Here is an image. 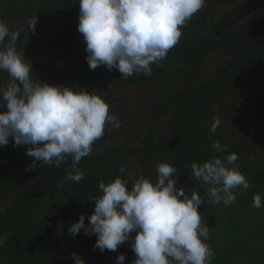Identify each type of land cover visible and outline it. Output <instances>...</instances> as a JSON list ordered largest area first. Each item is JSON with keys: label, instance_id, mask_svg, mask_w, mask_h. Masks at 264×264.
Here are the masks:
<instances>
[{"label": "trees", "instance_id": "1", "mask_svg": "<svg viewBox=\"0 0 264 264\" xmlns=\"http://www.w3.org/2000/svg\"><path fill=\"white\" fill-rule=\"evenodd\" d=\"M236 1L207 0L206 6L181 29L179 43L163 63L152 65L151 76L137 73L119 80L113 69V87L104 96L101 66L90 70L85 59L86 45L78 32V0H0V21L10 31L20 30L18 51H24L30 61L48 58L32 63L33 80L100 95L121 122L118 129L106 125L93 152L82 158L78 167L85 175L78 184L64 179L74 172L70 157L58 168L38 162L34 169L26 170L34 159L26 155L29 146L13 147L11 140L6 147L0 146V235L7 236L0 246V264H75L72 253L85 264H116L120 254L126 256L124 264H132L136 256L129 242L116 251L101 252L93 247L97 239L94 235H85L81 230L73 237L68 227L81 214L85 215V224L89 223L87 217L94 210V203L90 202L101 195L100 182L107 184L119 177L127 179L131 187L143 175L155 183L161 162L175 166L173 178L177 179V187L186 194L196 188L204 205L202 195L207 196L206 188L193 177L191 164L234 152L239 157L235 165L250 186L258 188L252 189V195H264V157L245 164L254 150L264 147V125L248 120L224 138L220 132L227 115H221L215 107L218 98L234 89L237 96L257 94L255 107L264 116V36L256 39L264 31V14L255 15L264 7V0H244L235 5ZM224 4L234 6L209 22L214 10ZM35 16L33 32L27 29V23ZM215 53L223 55L226 62L193 86L192 82L199 78L198 68ZM56 60L66 62L62 72L56 78L41 79L40 74L54 68ZM70 61L72 64H68ZM9 80L7 73L0 72V87H6ZM150 85L158 89L134 94ZM117 92L122 101L113 98ZM217 117L221 124L213 133L210 128ZM216 141L227 145L224 153L211 148ZM121 166H126L123 174L119 172ZM199 211L206 214L207 208ZM130 235L135 236V232Z\"/></svg>", "mask_w": 264, "mask_h": 264}, {"label": "clouds", "instance_id": "2", "mask_svg": "<svg viewBox=\"0 0 264 264\" xmlns=\"http://www.w3.org/2000/svg\"><path fill=\"white\" fill-rule=\"evenodd\" d=\"M207 0H78V32L86 45L85 59L90 70L105 66L121 73L122 79L134 74L152 75V65L159 66L168 52L179 43L182 28L203 9ZM36 16L27 23L35 31ZM20 30H11L0 21V72L10 78L0 87V146L10 140L13 147H27L26 155L34 158L26 170L37 163L60 167L71 158L74 172L65 181L79 183L84 172L78 167L93 152L94 143L103 137L106 125L120 128L121 122L110 112L100 96L71 86H52L32 78V62L17 49ZM221 120L217 117L210 131L215 133ZM211 148L224 153L227 145L213 142ZM238 154L211 157L191 164L193 177L205 186L207 200L213 205L231 206L235 189L244 194L250 184L235 162ZM126 166L119 172L125 173ZM177 169L167 162L159 163L155 183L140 175L129 187L119 177L103 181L101 195L93 198V213L81 214L68 227L75 237L83 230L97 239L94 249L116 251L126 241L136 259L132 264H213L214 250L205 242L209 227L202 222L203 203L197 192L186 194L174 179ZM63 186V185H61ZM252 207H264L260 194H254ZM135 232V236L130 234ZM7 240L0 235V246ZM75 264H85L76 253ZM120 254L116 264H124Z\"/></svg>", "mask_w": 264, "mask_h": 264}, {"label": "rangeland", "instance_id": "3", "mask_svg": "<svg viewBox=\"0 0 264 264\" xmlns=\"http://www.w3.org/2000/svg\"><path fill=\"white\" fill-rule=\"evenodd\" d=\"M243 1L237 0L234 4L237 5ZM234 4H224L216 8L208 21L212 22L218 19L230 10ZM263 14L264 7L255 13L257 16ZM262 36H264V31L256 39ZM225 62L226 58L223 55L220 53L213 54L198 68L199 78L192 82L193 86H198L203 80L209 78ZM114 72L115 77L121 76L118 70ZM156 89L158 88L151 85L143 86L134 94L149 93ZM236 94L234 89H228L225 95L215 101L216 111L221 115H227L225 127L220 132L224 138L232 135L248 120L253 121L255 124L264 125V116L255 107L258 99L257 94H251L250 96H237ZM122 95L126 97L129 94L122 93ZM116 97L122 101L120 92H117L113 98ZM250 108L252 111H250ZM116 116L118 117V114ZM163 127H166V125L164 124ZM263 157L264 147L261 145L246 159L245 164L253 158L260 161ZM252 189L257 190L258 188L250 186L244 194H241L240 188L235 189L236 201L229 207H225L222 203L213 205L207 202L206 195H202L206 203L204 205L202 203L201 207L207 208V211L206 214H201V218L202 222L209 227V239L205 242L215 252L213 264H264V261L262 262V258H264V207H252ZM196 190V188H191L190 193L196 192ZM261 197L262 202H264V195H261ZM212 210H214L213 213Z\"/></svg>", "mask_w": 264, "mask_h": 264}, {"label": "built area", "instance_id": "4", "mask_svg": "<svg viewBox=\"0 0 264 264\" xmlns=\"http://www.w3.org/2000/svg\"><path fill=\"white\" fill-rule=\"evenodd\" d=\"M48 58H42V57H38L35 60H31L32 63H42L44 61H47ZM102 68V74L104 77V85H103V89H102V93L104 96L109 95L111 92V89L113 87V75L111 73V71H109L105 66H101Z\"/></svg>", "mask_w": 264, "mask_h": 264}, {"label": "crops", "instance_id": "5", "mask_svg": "<svg viewBox=\"0 0 264 264\" xmlns=\"http://www.w3.org/2000/svg\"><path fill=\"white\" fill-rule=\"evenodd\" d=\"M69 61V60H68ZM55 67L54 68H50L48 69V71L44 74H40V78L41 79H47L50 80L52 78H56L57 73H61L62 72V67L64 64H66V62L64 60H56L55 61ZM68 64H72V61H70ZM59 69V72L57 71ZM116 70V69H115ZM121 76L119 78V80H121Z\"/></svg>", "mask_w": 264, "mask_h": 264}]
</instances>
